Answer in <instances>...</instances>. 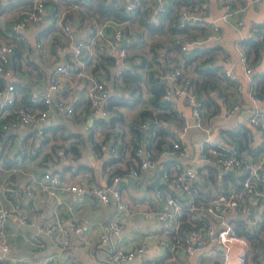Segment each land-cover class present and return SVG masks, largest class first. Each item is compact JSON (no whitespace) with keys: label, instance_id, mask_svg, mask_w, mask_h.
<instances>
[{"label":"crops","instance_id":"1","mask_svg":"<svg viewBox=\"0 0 264 264\" xmlns=\"http://www.w3.org/2000/svg\"><path fill=\"white\" fill-rule=\"evenodd\" d=\"M140 0H136L138 4ZM171 0H166V7ZM209 4V10L202 20L191 19L187 22V33L180 35L181 37L188 38L192 36L193 33L201 35L207 30L212 22H216L219 25V32L214 39L200 41L194 46H190L187 50L195 46H205L206 48H212L215 55L210 58L202 67L207 66H217L221 71V67L225 65V57L230 59V69L235 74V80L222 78L221 85L214 89H209V95L202 90V125L201 127L192 124L194 118L190 113L189 107H183L182 112L188 116L191 124L185 129H181V115L177 111V107L182 103L181 98L179 100H168L162 102L160 100L159 105H153L151 102V93L147 88L143 87L140 95V99L133 104L123 103L126 97H131L129 94L131 89L127 87L125 81L124 83H118V78L114 77L113 66H109L108 75L102 74V77L106 82L113 86V103L112 107L108 109V113L104 115L105 119L110 120L112 116L117 117L112 123L100 122L96 117L100 116L96 112L89 108L83 106V103L76 105V114L66 116L63 113H58L46 120L44 125H46V130L52 131L51 141H64L65 145H73L68 148L67 151L63 152L59 148L53 160L49 159L47 161V168H57L60 164L69 160V158H75L80 163H88L90 166L94 163V152L95 149L92 143L91 132L100 144H105L109 146L111 144L119 143L121 138L127 140V144L124 147L123 153L120 155L119 159L112 161V163L105 165V162H95L94 167H92V176H96L99 181H107L109 179V173L114 171L120 175L121 179V191L122 197L125 201L132 202L138 208H145L147 206L164 207V200L160 195L159 191L164 187L161 184H166L165 186L170 187L174 194L178 196L179 191L175 189L171 184L166 181H161L158 171L162 168L159 163L163 156L159 153L156 155L155 169H148L143 174L140 173L139 176H133V181L129 178L131 168L136 164L138 157L131 153L132 141L136 138L138 132H142L146 140L147 133L149 134V129L153 131L152 135H158V137L164 139L166 143H169L176 136L181 137L182 141L187 145L188 152L187 155L182 158L183 163L189 165L196 170H200L198 173L199 177H196L193 184L196 195L202 196L199 198L208 197L213 190L221 188V180L218 178L216 181L207 176L209 172L208 166H215L219 171L218 175L224 172L242 174L245 171V165L236 167L233 172L229 169L224 170L217 165L212 158L207 153H201L198 147V141L203 136H207L210 141L221 144L224 149L230 150L235 153L236 144L233 141L230 142L231 134L230 132H237L247 129V139L246 146L249 148L257 147L262 145L264 149V137L261 136L256 128L249 124L246 117L251 112L253 104L249 101L247 97L249 83L253 80L251 75L245 74L241 65L239 64L237 46L240 40L248 36L253 35L254 28L259 23H264V0L250 1L248 0H228L233 6L240 7L237 16L232 17L229 20H222L220 18L221 13L224 10L223 1L224 0H204ZM151 3L153 10V18L157 19L158 15L155 12V4L153 0H147ZM25 3H29V0H3L2 12H0V38L7 37L8 23L12 17L13 11ZM243 4H246L243 6ZM136 6V4H135ZM161 15V14H160ZM159 15V16H160ZM241 18L242 23L236 24V19ZM86 19L84 18V21ZM53 18L49 13L45 15L43 21L39 26L28 25L23 33L26 34L28 41L30 43H35L36 38H45L50 46V40L52 33L58 31L50 28L53 26ZM2 30V31H1ZM90 30V26L84 22H78V26L74 29V35L81 33L85 34L87 37V44L85 46V57L89 55H94L95 48L97 46V41L94 40L92 34H87ZM124 37L123 44L126 43L127 57H126V68H132V65L138 64L141 61L140 54H145L150 58L151 56V44L158 37H164L161 33H152L147 30L144 26L140 25L137 21H130L124 26ZM59 32V31H58ZM3 33V35H2ZM197 35V36H199ZM143 38V39H142ZM44 39V40H45ZM182 39V40H183ZM51 49V47H50ZM164 48H160V52L157 54L156 60H152L153 66L160 67L161 64H166L164 60L163 53ZM34 52V51H33ZM51 52V50H50ZM59 55V60H62L67 52L56 51ZM56 55V54H55ZM53 53L47 55V57H42L43 61L39 62L42 67L41 70L37 68H32L30 65L24 66V70L19 69L16 73V78L30 82L32 90H41L47 84L48 74L53 69V65L56 60L52 63L54 58ZM168 58V57H167ZM264 62V49L260 52V56L256 62ZM194 60L192 63H186L183 57H180V62L174 64V61L169 62L164 74L168 73L175 66H180L182 72L190 77H200V73L197 72V68L193 67ZM80 66L78 69L77 66ZM255 66L254 74L258 70V66ZM75 68H69V84L73 87L80 89L87 80L84 74L79 72L83 71L88 74L90 65L84 63V65L74 64ZM134 70V69H131ZM139 71L144 77H146L147 67H139ZM101 73V72H99ZM164 81L170 84V80L165 78ZM236 84V85H235ZM165 85V86H166ZM239 86V90L237 88ZM144 86V85H143ZM77 95V93H75ZM209 96V99H206ZM241 99L244 103L243 106L234 113L229 118H225L222 114L225 105L234 99ZM76 99V98H75ZM77 100L86 101L82 97H78ZM130 100V99H129ZM87 102V101H86ZM88 103V102H87ZM260 107L264 110V102L260 104ZM148 108L152 112V117L150 119L146 118L144 121L146 125L141 123L137 124V130L133 129L130 125L132 119L138 116L141 109ZM33 127L31 126H21L19 129L14 131H0L1 140L9 144V147L16 142L17 147L20 146L19 143L25 141L28 136L31 135ZM109 130V135L104 139V131ZM115 131H118L117 136ZM21 132V133H20ZM76 132L78 135H76ZM67 137L62 139L64 135ZM20 141V142H19ZM7 147V146H6ZM5 147V148H6ZM49 145H44L42 151H47ZM252 154L246 148L241 150L240 156L250 157ZM93 157V158H92ZM59 158V159H58ZM38 159V158H36ZM25 159H18L17 164L12 168V170H7L5 165L0 163V202L3 204H9L11 200L16 199V193H22L20 196L21 205L27 206L28 201L32 200L35 203L36 210L30 213V217L27 222L19 223L15 216H10L4 223V232L7 236L8 251L0 259V264H47L44 260L46 254L55 251L56 264H137V259L142 258L147 263L151 264H220L217 259V250L220 248L219 244L210 241L204 244V246L195 250L191 255L186 254L181 248H177L174 251L170 250L162 244V238H171L172 226L160 221L156 218L143 216L140 212L135 211L132 214L125 213L122 209L117 208L112 198L109 202H103L99 197L90 193H83L74 195L61 194L62 206H58L61 217L64 220V225L69 232L68 244L59 248L54 246L51 240V236L47 233L40 232L38 230L39 224L48 217L54 215L53 208L54 199L47 196L46 194L37 192L33 196L25 194V187L28 182V176L21 172L23 168L29 167L24 166ZM23 163L20 165L19 163ZM32 162L30 165L31 170L38 173L42 169L41 166H35ZM91 163V164H90ZM105 165V166H104ZM16 173L14 179L8 181L6 176L13 171ZM216 172V170H214ZM63 173L73 181L77 180L80 175L84 173V169L80 168L74 171H69L67 168L63 169ZM210 173V172H209ZM213 173V170L212 172ZM89 175V174H87ZM162 175V174H161ZM240 181V179H238ZM230 184L229 186H231ZM181 198V202H185L183 196H178ZM264 199V183L258 182L256 184V193H251L240 198L238 206L232 208L229 212L216 214V217L224 220L225 222H230L231 224H242L244 228L248 231H254L256 237H264V221L260 225L254 227H247L244 223V214L247 210H256L257 201ZM248 205V207H247ZM183 212V207L181 213ZM185 213L186 208H185ZM211 217V215H208ZM109 219H118L122 223L121 231L118 233H110V242L116 246L122 247L124 249L132 248L141 239L146 240L147 246L145 251L129 261H115L111 262L107 259L108 249L110 243L100 244L98 240L99 233L102 226L106 224ZM188 219V218H187ZM71 220L76 221H86L89 223V229L87 231V239L81 242L77 239L75 232L71 228ZM182 222V221H181ZM181 222L178 229L175 232L180 231ZM181 232V231H180ZM167 238V239H168ZM247 240V246L249 245V239ZM261 247L258 248L260 250ZM264 255V250H263ZM264 257V256H263ZM248 261V253L246 248L245 253V263Z\"/></svg>","mask_w":264,"mask_h":264},{"label":"built area","instance_id":"2","mask_svg":"<svg viewBox=\"0 0 264 264\" xmlns=\"http://www.w3.org/2000/svg\"><path fill=\"white\" fill-rule=\"evenodd\" d=\"M122 1H125L126 10L134 9V0H116L118 4ZM250 1L257 0H248V2ZM85 2L87 0H29V3L22 4L20 8L13 11L8 23L7 37L0 39V74L5 80V83L0 86V131H14L21 126H31L36 128L34 134L39 141L43 140L47 132L44 126L45 121L58 113H63L66 116L72 115L76 112L75 101L78 97L84 98L88 102L89 108L100 116L108 113V106L114 92L113 86L106 82L103 77L99 78L94 75L91 67L96 64L100 54L111 56L114 68L113 76L118 78L117 84L119 86L124 83L121 75L126 68L127 48L123 44V37L125 36L123 29L129 19L105 18L101 21H94L93 24L88 23L86 20H81L76 13L79 5ZM153 2L156 15L159 16L166 9V0H153ZM208 5L204 0L194 5L180 3L175 11L176 26L184 27L191 19L202 20L209 10ZM245 5L243 4V6ZM2 6L3 0H0V12H2ZM223 7L224 10L220 15L222 20L235 18L240 10V7L233 6L228 0L223 1ZM47 13L53 18L52 31L54 29L58 30L61 36L62 42L56 43V50L67 52L75 64L84 65L86 63L90 65L87 67L89 69L88 74L83 71L79 72L84 74L87 80L80 89L73 87L69 84L68 72L70 65L65 60H59L54 63L53 69L49 72L46 86L37 92L31 91V107L16 106L14 104L16 74L11 65L14 41H10V37L13 36L16 39L28 41L23 30L31 24L39 26ZM78 22L92 25H89L90 30L87 34H92L94 40L97 41L94 55L85 57V46L88 41L86 33H78L79 37L77 39L74 37V29L78 26ZM240 23H242V19H236V24ZM218 32V23L212 22L201 35L190 36L181 40L180 47L187 50L190 46H194L200 41L214 39ZM253 36L255 38L258 37L255 29ZM44 39L43 37L37 38L35 46L39 52L44 54L43 57H47L48 53L52 54L50 52L51 46ZM237 47L239 64L245 74L253 77L247 92V97L253 107L246 119L264 137V110L260 107V104L264 102V93L258 94L254 91L255 76L264 74V62H259L257 65L256 63L254 64L258 66V70L254 74L255 66L247 62V56L242 46L239 44ZM229 65L230 59L226 56L225 65L221 67V71L228 78L235 80V74L231 71ZM162 77L169 79L171 82L165 86L161 94L162 100L171 101L181 98L182 103L177 107V111L181 115V129L185 130L191 124L188 116L182 112L183 107L190 108V113L194 118L192 124L201 127L202 99L197 96L194 90V83L190 77L183 74L180 66H175ZM21 83L24 82L22 81ZM237 88L239 90L238 85ZM243 103L239 98L230 100L223 109V116L229 118L240 110ZM144 124L145 122H142V125ZM198 147L201 153H207L220 168L224 170L234 169L244 164L245 171L238 186L231 185L227 190L216 188L208 197L197 200L192 183L199 176L195 168L184 164L182 160L187 155V145L179 135L172 140V148L163 147L159 151L163 158L175 154L177 159L170 162L169 166L161 168L162 176L167 183L179 191L178 196L185 198L188 220L193 224V226L182 232H175V230L178 229L181 222L179 216L183 204L180 197L175 196L170 187L164 186L159 191L164 200V207L147 206L140 209L132 202L123 199L121 177L118 173L110 172L107 181H99L95 175L91 177V168L94 167L95 162H111L119 159V152L115 144L109 146L100 144L99 149L94 152V163H90L92 167L88 163L76 162V158H69L68 161L60 164L57 168H45L38 173L29 168H23L21 172L28 176L24 192L26 195L32 196L37 192L46 194L54 199L53 208L56 210L58 206H62L61 194L65 193L74 195L90 193L99 197L103 202H109L112 198L117 208L122 209L127 214L138 211L143 216L156 218L171 225L170 233L172 237L168 238L169 235L168 239H161L162 244L170 250L174 251L177 248H181L186 254L191 255L195 250L204 246L205 243L213 241L220 246L217 250V259L220 264H244L247 248L246 238L230 222H225L222 219L217 222L216 214L229 212L232 208L238 206L241 197L256 193V184L258 182L264 183V149L250 157L237 156L232 151L224 149L221 144L210 141L207 136L199 139ZM135 154L138 160L130 170L132 176H139L143 169L155 165L156 156H154L153 148L143 144L135 149ZM12 168L15 169V167H6L7 170H12ZM64 168L69 171L82 168L84 173L77 180L72 181L67 174L63 173ZM16 194V199L11 200L9 204L0 202V259L8 251L7 236L3 230L7 218L15 216L19 223H25L28 221L30 213L36 210L35 203L32 200L28 201L27 206H22L19 198L23 194L19 192ZM208 215H211V217ZM263 221L264 199L262 198L257 201L255 211H246L244 223L247 227H254L260 225ZM70 225L77 239L84 242L87 239L89 223L71 220ZM121 227L122 223L120 220L109 219L102 226L98 236L100 244L110 243L107 259L111 262L132 260L141 255L147 246V242L144 239H141L129 249H124L111 243L110 233L120 232ZM38 230L49 234L54 246L63 248L68 244L69 232L58 210L54 211L52 217L45 218L39 224ZM56 255L55 251L46 254L44 257L45 262L47 264H56ZM136 262L137 264H151L142 258H138Z\"/></svg>","mask_w":264,"mask_h":264},{"label":"trees","instance_id":"3","mask_svg":"<svg viewBox=\"0 0 264 264\" xmlns=\"http://www.w3.org/2000/svg\"><path fill=\"white\" fill-rule=\"evenodd\" d=\"M201 0H171L170 3H168L165 11L161 13L160 16H158L157 19L153 18V10L151 3H148L147 0H140L138 4L136 3V0H134V3L136 6L133 10H126L124 2L117 3L116 0H87L85 3H81L79 7L76 9V13L79 15L81 20L86 19L88 23L93 24L94 21H101L105 18H114L117 20H123V19H129L130 21H137L140 25L147 28L148 31L152 33H161L164 34V37L157 38L155 41L151 44V56L150 58L147 57L145 54H140L141 61L138 64L132 65V68H125L122 78L125 81L127 87L131 89L129 94H131V97H126L123 101V103L126 104H133L137 102L140 99L142 88H147L148 91L151 93V102L153 105H159L161 102H166L162 100L161 94L164 91L166 82L164 81V78L162 77L161 73L165 71L167 68V65L169 62L174 61V64H177L180 62V57L184 58L185 64L186 63H193V67L197 68V72H199L201 75L200 77H190V79L194 83V90L199 98H202V90H204L209 95V89H214L216 87H219L221 85V79L225 78L227 79V76L225 74L220 72L219 67L217 66H207L202 67L203 63H205L210 58H213L215 53L213 52L212 48H206L205 46H195L190 48L189 51H185L181 49L180 44L183 37L180 35L187 33V26L184 27H177L176 26V7L180 3L183 4H196ZM25 3H23L24 5ZM3 11V10H2ZM90 25V24H89ZM92 26V25H90ZM52 26H50L51 28ZM255 31L258 34V37L255 38L253 35L248 36L246 38H243L240 40V45L242 46L243 50L245 51V54L247 56V62L250 65H254L259 56L262 49H264V23H259L254 28ZM2 31V30H1ZM125 30L123 29V33ZM3 35V33H2ZM199 34L193 33L192 36H197ZM3 36L0 38L2 39ZM37 39V38H36ZM143 39V38H142ZM9 40V39H8ZM10 41H14V47L11 54L12 59V66L14 73H18L19 69L24 70V66L30 65L32 68H37V70H41L42 67L39 65V62L43 61V53L39 52L36 49L35 43H30L29 41H24L21 39H16L15 37L11 36ZM62 42L61 36L59 35L58 31H55L52 33L51 40H50V46H51V52L55 55L52 63L56 60H59V55L57 54L56 50V43ZM126 46L127 44L124 43ZM163 47V53L164 54V60L166 61V64L159 65L160 67L153 66L152 60L157 61L156 57L157 54L160 52V48ZM34 51V52H33ZM64 58L62 60H65L71 67L75 68L74 61H72L69 57V55L66 53ZM168 57V58H167ZM112 64V57L107 56L105 54H100L98 56V60L94 66L91 67V71L94 75H96L99 78H102V74L107 76L109 72V66ZM147 67L146 71V77L142 75V73L139 71V67ZM80 67L79 65L77 66ZM134 69V70H131ZM101 72V73H99ZM18 78V77H17ZM16 78L15 82V102L14 104L16 106H24V107H31L30 104V96L32 91V86L30 85V82L22 80L24 83H20ZM254 80V91L258 94L264 93V74L260 76H255ZM5 83V80L3 76L0 74V86H2ZM144 85V86H143ZM236 85V84H235ZM113 95L111 96V102L108 106V109L112 107L113 103ZM130 99V100H129ZM206 99H209V96H206ZM76 105H80L83 103L84 107L88 106V103L86 101L76 100ZM40 105V104H39ZM38 105V106H39ZM76 114H73V117H75ZM152 112L150 109L145 108L141 109L140 113L137 117L131 120L130 125L133 127V129L137 130V124L142 122H145L144 120L146 118L150 119L152 117ZM120 116L114 117L112 116L110 120L105 119L104 116H98L96 117L99 119L100 122L103 123H112L114 122V119H118ZM144 119V120H143ZM146 125V123L144 124ZM152 128L149 129V134L147 133L146 140H143L144 134L142 132H138L135 139L132 141V147H131V153L137 157L135 154V149L140 145H147V147L153 148L156 156L159 151L163 147H171L172 148V140L169 143H166L164 139L158 137V135H152L151 131ZM247 129L245 127V130L243 131H237V132H230V142L233 141L236 144V150L235 154L237 156H240L241 150L246 148V150H249L252 154L259 153L262 149V145H258L257 147H251L249 148L246 146V139H247ZM2 132V131H1ZM110 131L106 130L104 131V139L109 135ZM118 131H115V135L117 136ZM76 135L78 133L76 132ZM92 136V143L95 150H98L100 147V143L97 140V138L94 137L93 131L91 132ZM67 137V134L62 137V139L65 140ZM1 133H0V163L2 165H5L6 167H13L17 164L18 159H25V158H32L37 159V165L41 166L42 169L47 168V161L49 159L53 160L55 157L57 150L59 148L62 149L63 152L67 151L68 148H71L73 145H69L68 147L65 145L64 141H51V139L44 138L43 140L39 141V144L37 147L30 146L27 148L24 146V141L22 144L14 151L10 150L9 144H6V142L1 140ZM49 145V149L47 151H42V148L44 145ZM127 144V140L121 138L119 143H115L117 150L119 152V157L123 153L124 147ZM7 146V147H6ZM6 147V148H5ZM56 152V153H55ZM234 153V152H233ZM38 155V156H37ZM77 155L73 156L74 158ZM59 159V158H58ZM177 157L175 154L171 155L170 157L163 158L159 163L161 164V167L169 166L170 162L176 160ZM115 161V160H114ZM111 162H105L104 164H110ZM104 165V166H105ZM242 166V164H241ZM209 172L205 173L207 176H209L212 181H216L218 178H220L221 182V190H227L229 188V185H236L238 186L241 180L242 174L235 173H229L224 172L218 175L219 171L215 168V166H208ZM213 170V173H211ZM216 170V172L214 171ZM198 173H200V170H196ZM113 172V171H112ZM16 173L11 171L7 176L6 179L8 181L14 179V175ZM166 184H161L160 186H165ZM193 186V185H192ZM195 190V189H194ZM173 192V190H172ZM196 192V191H195ZM174 193V192H173ZM175 195V194H174ZM196 195V193H195ZM177 196V195H175ZM202 197V196H199ZM196 195V199H204L199 198ZM181 200V198H180ZM185 206L186 201H183V212L180 214L179 219L182 221L180 226V231H184L188 229L189 227L193 226L192 222L189 221L187 218L188 216L185 213ZM234 227L241 233L244 237H247L249 239V245L247 246V253H248V261L245 264H264V237H256L254 231H248L244 228V225L242 224H235ZM261 247L260 250L258 248Z\"/></svg>","mask_w":264,"mask_h":264},{"label":"rangeland","instance_id":"4","mask_svg":"<svg viewBox=\"0 0 264 264\" xmlns=\"http://www.w3.org/2000/svg\"><path fill=\"white\" fill-rule=\"evenodd\" d=\"M73 12H75V10H73ZM30 133H31V135L30 136H28L27 138H26V140L24 141V146H26L27 148H29L30 146L32 147V146H34V147H37V145L39 144V139L36 137V135L34 134V133H32V131H30ZM52 131L50 132V130H48L47 129V132H46V138H48V139H52ZM19 144H22V141L19 143ZM16 147H17V145H16V142L14 143V144H12L11 146H10V150L11 151H14L15 149H16ZM38 156V155H37ZM78 160L76 159V162H77ZM32 162H34L33 164L35 165V166H39V165H37V159H32V158H26V160H25V162H24V166H29V167H31L30 165H32ZM20 165H23V163H19ZM29 167H26V168H29ZM29 169H31V168H29Z\"/></svg>","mask_w":264,"mask_h":264},{"label":"water","instance_id":"5","mask_svg":"<svg viewBox=\"0 0 264 264\" xmlns=\"http://www.w3.org/2000/svg\"><path fill=\"white\" fill-rule=\"evenodd\" d=\"M74 37H75V39H77V38L79 37V34H76ZM11 65H13L12 62H11ZM44 126H46V125H44ZM32 130H33V133L36 132V128H35V127H33ZM92 158H93V157H92ZM51 168H53V167H51ZM148 169H155V165L143 169V170H142V174H143L146 170H148ZM229 170L233 172V168H230ZM158 173H159V175H158L159 177H157L156 183L158 182V178H161V181H162V182L165 181V179H164L163 176L161 175V174H162L161 169L158 171ZM129 178L131 179V181H133V179H134L133 176H132L131 174H129Z\"/></svg>","mask_w":264,"mask_h":264}]
</instances>
